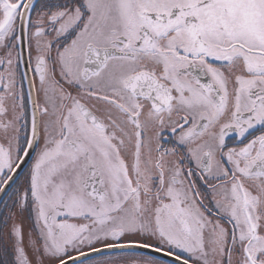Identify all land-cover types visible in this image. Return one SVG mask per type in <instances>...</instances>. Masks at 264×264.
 <instances>
[{
    "label": "snow or ice",
    "instance_id": "obj_1",
    "mask_svg": "<svg viewBox=\"0 0 264 264\" xmlns=\"http://www.w3.org/2000/svg\"><path fill=\"white\" fill-rule=\"evenodd\" d=\"M0 264H264V0H0Z\"/></svg>",
    "mask_w": 264,
    "mask_h": 264
}]
</instances>
